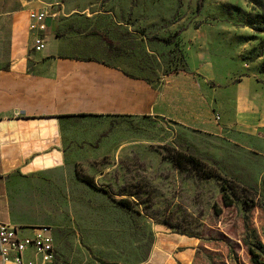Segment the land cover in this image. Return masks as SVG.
I'll list each match as a JSON object with an SVG mask.
<instances>
[{"label":"rangeland","instance_id":"rangeland-1","mask_svg":"<svg viewBox=\"0 0 264 264\" xmlns=\"http://www.w3.org/2000/svg\"><path fill=\"white\" fill-rule=\"evenodd\" d=\"M29 2L54 8L57 32L67 34L63 51L119 57L157 91L172 69L204 65L220 84L264 61V33L248 22L264 17V0H203L199 11L198 0H0V10ZM105 33L113 46L101 39ZM99 127L107 137L102 150L100 136L73 169L38 191L35 213L51 232L53 264H144L161 234L196 239L191 264L264 259V141L213 136L160 116ZM175 153L197 165L183 160L177 168L168 158Z\"/></svg>","mask_w":264,"mask_h":264},{"label":"crops","instance_id":"crops-1","mask_svg":"<svg viewBox=\"0 0 264 264\" xmlns=\"http://www.w3.org/2000/svg\"><path fill=\"white\" fill-rule=\"evenodd\" d=\"M34 8L39 3L0 10V223L16 228L20 238L42 227L35 213L42 205L39 189L74 168L106 121L160 116L213 136L229 132L264 141V79L256 66L220 84L204 65L172 69L157 91L119 57L63 51L67 34L57 32L58 19H47L44 48L34 52L28 30ZM64 10L59 14L67 17L70 9ZM106 142L102 136L99 151ZM196 246L194 238L161 234L144 264H191ZM22 264L42 262L27 249Z\"/></svg>","mask_w":264,"mask_h":264},{"label":"built area","instance_id":"built-area-1","mask_svg":"<svg viewBox=\"0 0 264 264\" xmlns=\"http://www.w3.org/2000/svg\"><path fill=\"white\" fill-rule=\"evenodd\" d=\"M51 5L28 11V30L32 36V50L39 52L44 48V33L47 19H56L57 13ZM32 238H20L16 228L0 223V262L1 264H22L23 253L32 249L42 264H53L56 253L52 246L50 230L47 227L34 229Z\"/></svg>","mask_w":264,"mask_h":264},{"label":"trees","instance_id":"trees-1","mask_svg":"<svg viewBox=\"0 0 264 264\" xmlns=\"http://www.w3.org/2000/svg\"><path fill=\"white\" fill-rule=\"evenodd\" d=\"M202 1L203 0H198V3H197V11L200 10L201 6H202ZM248 22L250 24H255L257 26H260L258 27V30L259 32H263L264 33V17H261L259 15H250L248 16ZM87 35H103L102 33L100 32H97V31H88L86 33ZM104 40V42L106 43L107 46H113V42L112 41H109V39L105 36L103 38H101ZM176 70H173L171 72H174ZM258 73L261 74V75H264V61L263 63L261 64V66L259 67L258 69ZM185 156L182 155L181 153H175V154H172L170 155L168 158L174 163V165L179 168V169H182L183 168V163L182 161L185 160L184 158ZM187 162H191L193 163L195 166L197 165V162L195 161V159L193 158V156H188L186 158ZM185 160V161H186ZM201 174L203 177L205 178H209V177H212V175L209 173V172H205V171H201ZM84 181L89 184L90 186H93V181L91 179H84ZM98 264H116L114 262H108V261H105V260H102V259H94ZM252 264H264V259H258L257 257H253L252 260H251Z\"/></svg>","mask_w":264,"mask_h":264}]
</instances>
